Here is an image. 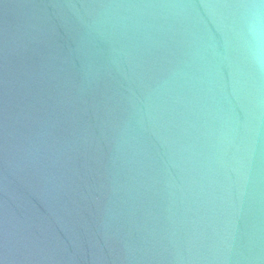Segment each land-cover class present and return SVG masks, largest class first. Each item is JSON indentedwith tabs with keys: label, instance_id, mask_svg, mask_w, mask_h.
I'll use <instances>...</instances> for the list:
<instances>
[{
	"label": "water",
	"instance_id": "95a60500",
	"mask_svg": "<svg viewBox=\"0 0 264 264\" xmlns=\"http://www.w3.org/2000/svg\"><path fill=\"white\" fill-rule=\"evenodd\" d=\"M0 264H264V0H0Z\"/></svg>",
	"mask_w": 264,
	"mask_h": 264
}]
</instances>
